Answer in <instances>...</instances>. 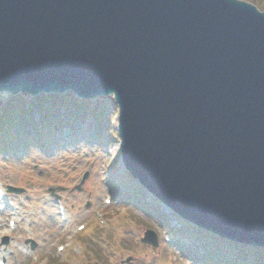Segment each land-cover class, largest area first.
Here are the masks:
<instances>
[{
	"label": "water",
	"instance_id": "95a60500",
	"mask_svg": "<svg viewBox=\"0 0 264 264\" xmlns=\"http://www.w3.org/2000/svg\"><path fill=\"white\" fill-rule=\"evenodd\" d=\"M4 91L112 94L125 169L188 222L264 247V11L254 4L0 0ZM141 241L158 244L151 230Z\"/></svg>",
	"mask_w": 264,
	"mask_h": 264
},
{
	"label": "rangeland",
	"instance_id": "374dc122",
	"mask_svg": "<svg viewBox=\"0 0 264 264\" xmlns=\"http://www.w3.org/2000/svg\"><path fill=\"white\" fill-rule=\"evenodd\" d=\"M102 103L100 119L103 128L92 114L83 118L84 110H75L74 102L69 101L67 105L73 123L66 122L62 112L56 115L66 127L62 132H49L46 137H41L31 124L29 128L33 133L27 138L20 139V135H15L14 139L6 140L0 136V184L5 190L8 185L25 189L20 195L6 191L5 199L0 203V230L8 238L7 244L0 245V259L3 258L6 264H52L66 257L63 251H56V246L63 244L64 251L73 250L76 254L82 252L83 246L88 250H83L84 263L70 264H97L95 259H87L98 249L95 241L89 240V234H85L88 228L76 235L85 234L87 238L83 243H78L71 232L79 223L93 221L101 225L102 219L105 221L103 225L109 223L111 228L108 232L110 247L119 248L122 239H125L123 245L126 247L120 248L123 255L116 249L117 254L110 249L99 250L105 256L106 264H122L121 260L127 256L132 259L123 264H199L189 261L180 252L179 240L171 229L178 230L182 224L167 207L154 202L157 215L151 217L135 206L129 209L128 203L113 197L108 177L117 166L120 171L123 169L118 161L119 141L113 136L106 142L101 139V134L107 136L113 132L117 110L111 97ZM38 114V110L31 114L36 126L41 121ZM80 128L88 130L87 135L79 131ZM23 129L21 132L25 131ZM86 166L92 169L81 183L79 176ZM119 177H126V173H120ZM76 186H80V190H76ZM49 187H55L54 194L58 198L51 197ZM106 198H112V202L105 206L102 201ZM57 202L65 206L69 215L66 222L58 218ZM96 211L100 212L99 216L95 215ZM108 214L112 215L111 218H106ZM8 219L15 220L13 232L7 228ZM146 229L155 233L157 247L139 241ZM165 235L170 241L166 242ZM28 238L36 244L33 250L31 243H26ZM114 243L117 247L112 245Z\"/></svg>",
	"mask_w": 264,
	"mask_h": 264
},
{
	"label": "trees",
	"instance_id": "16d2710c",
	"mask_svg": "<svg viewBox=\"0 0 264 264\" xmlns=\"http://www.w3.org/2000/svg\"><path fill=\"white\" fill-rule=\"evenodd\" d=\"M249 1L253 4H255L259 9L264 10V0H246ZM65 98V99H64ZM32 104L35 109H37L40 112V115L43 117L42 119L45 121V123L48 124H54V122H58L59 119L53 117L55 121H53L52 116L57 114V107L62 105V104H67L69 101H78L81 102L80 100L75 99L70 93L67 94L66 96L64 95H55V94H50V95H45L41 94L35 98H32ZM102 100V99H100ZM21 96H12L9 94H0V121L1 119H6L8 121V127H6V131L8 134L11 132L17 133L19 130L20 125H26L28 126L29 123L25 121H19L16 112H21ZM77 106V104H75ZM96 109L100 111V108L95 104ZM0 128H2L1 122H0ZM10 132V133H9ZM131 180V177L129 175H126V177H120L119 179L115 180L114 183V188L117 186H122L127 183V181ZM137 191L134 193H142L144 190L137 184L134 185ZM146 209V207H145ZM185 227L182 228L179 232L181 233L184 238H186L189 242L196 243L197 234L203 235L204 237H210L209 233H206L204 231H201L200 229L196 228L195 226L184 223ZM111 231V230H110ZM109 230H103L100 229L98 226H92V228L89 229V234L90 237H93V240H96L97 243L98 241L101 242H106L105 240H102L103 236L106 235L107 238H110V234L108 233ZM87 237H83L80 240H84ZM100 239V240H99ZM206 243H208V240H205ZM198 243V242H197ZM122 246L123 243L121 244ZM202 245V244H201ZM235 245L236 251L233 253L230 246ZM242 245L239 244H234L226 240H218L216 243V247L214 249L209 248L208 245H204L201 253H203L205 256H207L209 253H212V256H216L221 263L224 264H245V258L246 255L242 250ZM256 250V258L258 260L261 259L260 261L258 260L259 264H264V249L262 248H255ZM100 247H98L97 251H94V254L99 260H102L101 252L99 251ZM183 251L188 253L191 252L189 248L183 247ZM199 253V256L203 255ZM211 255V254H210ZM52 264H60L59 262H53Z\"/></svg>",
	"mask_w": 264,
	"mask_h": 264
},
{
	"label": "bare ground",
	"instance_id": "6f19581e",
	"mask_svg": "<svg viewBox=\"0 0 264 264\" xmlns=\"http://www.w3.org/2000/svg\"><path fill=\"white\" fill-rule=\"evenodd\" d=\"M1 244V243H0Z\"/></svg>",
	"mask_w": 264,
	"mask_h": 264
}]
</instances>
